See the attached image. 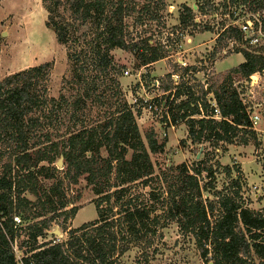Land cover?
Segmentation results:
<instances>
[{
    "label": "trees",
    "instance_id": "obj_1",
    "mask_svg": "<svg viewBox=\"0 0 264 264\" xmlns=\"http://www.w3.org/2000/svg\"><path fill=\"white\" fill-rule=\"evenodd\" d=\"M41 3L46 11L43 23L65 46L69 60V75L62 76L61 86L73 84L76 88L75 94L69 93L71 99L63 91L57 96L48 95L44 83L50 66L47 60L0 77V136L15 140L19 148L12 163H6L0 173V264H20L10 246L12 238L19 236H22L19 245L24 247L21 264H124L117 256L130 244L142 247L143 261L139 264H148L151 255L147 247L154 237H160L162 216L174 219L182 233L191 235L199 256L207 264H264V207L250 209L236 198L239 169H236L238 175L229 182L230 193L216 190L213 198L202 197L201 189L213 187L211 181L203 186L199 183L197 176L202 166L196 164L190 171L184 162H179L153 174L150 152L160 150L163 141L157 142L151 131L145 134L146 143L142 141L133 114L124 101L116 103L93 124L66 127L58 139H50L46 131L43 141L32 142L36 154L34 161L31 160L27 151L30 132L41 123L40 116L30 112L48 105V108L54 106L55 116H59L58 109L62 106L71 103L72 110H76L89 96L103 103L101 95L95 92V82L101 73L107 75L112 91L119 94L117 77L110 73L119 72V66L112 63L110 49L138 46L125 38L124 17L134 9L128 0H41ZM60 6L68 9V16L59 13ZM190 19V7L183 4L178 21L185 23ZM147 44L148 39L141 40L140 63L163 56L154 47L146 51ZM215 50L213 46L210 56ZM240 52L243 60L230 67V71L243 77L264 66V53L256 55L247 49ZM168 86L165 84L162 88ZM208 86L220 113L229 120L186 117V108L190 112L196 110L195 97L190 102L177 104L182 111H171L170 119L185 123L186 134L192 142L209 137L230 142L235 124L245 123L247 118L231 87L224 83ZM178 93L176 89L175 94ZM202 106L206 107L204 100ZM101 146L105 149L104 156L99 153ZM128 149L130 155L126 158ZM57 153L63 158L65 174L72 181L83 175L92 183L96 216L69 227L63 239L38 242L37 236L44 234L55 215L62 214L65 218L77 209L73 204L56 211L65 206L63 201L54 206L37 199L39 209L31 211L35 201L22 194L24 190L34 192L29 180L35 161L52 162ZM223 168L229 174L230 168L227 165ZM211 174L208 168L207 176ZM152 179L157 183L152 184ZM133 182L150 187L144 198L140 197L142 193L131 191ZM24 211L27 214L23 217L40 218L27 222L22 227L25 234L22 235L21 227L13 225L12 215L20 217Z\"/></svg>",
    "mask_w": 264,
    "mask_h": 264
},
{
    "label": "rangeland",
    "instance_id": "obj_2",
    "mask_svg": "<svg viewBox=\"0 0 264 264\" xmlns=\"http://www.w3.org/2000/svg\"><path fill=\"white\" fill-rule=\"evenodd\" d=\"M128 1L134 5V9L124 17L125 30L127 31L125 38L138 46H134V48L113 47L110 49L112 63L119 66V72L109 71L117 77L120 93L116 94L112 91L113 88L111 89L112 86H109L107 75L101 73L95 82V92L101 95L103 103L89 96L76 110H72L73 105L71 103L62 106L58 109L59 116H55L56 108L54 106L48 108V105H46L47 108L42 107L36 111H31L30 114L40 116H38V119L41 123L30 132L27 151L31 156V160L34 161L36 154L34 150L36 146H32V142L37 139L43 141L42 136L46 131L50 139H58L66 127L77 128L81 125L93 124L95 121L102 119L106 111L111 110L116 103L124 101L133 114L142 141L146 143L145 134L149 131L153 132L157 142L163 141L160 150L150 152V159L153 162V174L160 172L168 164L175 165L184 162L190 171L197 164L203 167L197 176L199 183L203 186L207 181H211L213 185L207 190L201 189L202 197L213 198L216 190L230 193L229 182L238 175L236 169H239V176L237 177L239 190L236 198L250 209L263 208L264 164L260 158H255L251 139L245 138V140H242L245 135L241 133L231 139L230 142L214 140L212 137L192 142L186 134V125L182 120H178L176 123L173 122L172 126L162 123V118L158 114L149 113L144 107L146 102L142 103L137 94L138 88L141 86L139 81H141L147 97L157 93L162 85L173 86L181 81V75L184 71L181 63L178 60L172 61L173 57L168 56L171 52L176 57V51H179L178 55L184 57L187 62H194L196 65L194 67L203 70V77L207 83L214 84L215 87L219 83H224L229 88L233 78L238 80L236 85L239 87L243 79L237 72L230 71V67L243 60L242 54L234 51L232 54L228 53L230 55L227 54L228 56L219 62L220 67L228 68L215 72L210 68L213 61L212 59L210 61L209 51L214 45L216 51H219L224 43L221 39L215 40V28L209 24L214 19L200 18L197 27L188 32L192 37L191 41L184 40L176 33V30H179L177 24L178 13L182 10V5H189L191 15H195L197 12L194 10L192 3H196L198 9L201 10V6L208 8L207 5L203 4L204 0ZM58 11L63 16H68V9L65 7H58ZM45 15L46 11L41 0H0V77L11 71L47 60L50 62V66L47 68L44 79L45 92L48 95L57 96L59 92L63 91L64 94L68 93L69 99H71L70 94H75L76 86L73 84L61 86L62 76L69 75V60L66 55V48L55 39L52 29L44 25ZM2 31H4L3 35L1 34ZM170 32L176 33L175 42L168 39V33ZM142 39H148L146 51L150 47H154L163 54L160 60L158 59L154 63L152 61L140 63L139 45ZM215 53L216 57H222L220 53ZM168 70H175L178 74L174 84H172V79L167 74ZM227 73L228 76L226 77ZM153 76L161 79V86L158 90L150 85V79ZM184 77V80L191 78L186 75ZM180 83L176 85H180ZM254 90H257L259 95L263 97L264 82L261 78L254 84ZM168 96L166 92L156 96L154 98L156 105H159L162 100L167 101ZM134 97L138 99V104L132 102ZM179 98L180 96H177L175 101H178ZM172 101L174 103L173 99ZM261 108L264 109V100H262ZM59 118L60 121H57L56 119ZM16 145L15 140L0 136V173L5 169L6 163L9 161L12 163V157L19 149ZM99 153L102 156L105 155V149L102 146L99 147ZM88 154L89 152H85V155ZM124 155L128 158L130 149ZM236 155L240 157V160L235 157ZM58 158L60 159L59 163L57 162ZM224 165L230 168L229 174L225 173ZM208 168L212 170L210 176H207ZM14 169H16L15 166H13ZM32 169L34 172L29 182H32L34 192L29 190L22 192L23 195L35 201L31 211L39 209L40 201H47L54 206H58L59 202L63 201L65 206L57 208L56 211L68 208L73 204L77 205L73 215L65 218L62 214L55 215L44 234L37 236L38 242L63 239L66 237V230L69 227L76 226L82 221L96 216L93 203L95 194L92 183L87 182L83 175L77 176L76 180L72 181L65 174V162L59 153L55 154L52 162L35 161ZM50 173H52L51 176H48ZM112 175L113 173H111ZM150 182L152 184L157 183L155 179L150 180ZM133 184L131 191L136 190L142 193L143 196L140 197L144 198L150 187H143L136 182H133ZM26 214L27 212L24 211L20 215V223H22L20 233L22 235H25L22 227L27 222L40 218L39 216L30 220L23 217ZM160 222L162 223L159 228L160 237H154L151 245L147 247L151 255L147 261L148 264H207L199 256L191 235L182 233L174 219L162 216ZM21 238L22 236L16 238L18 249L15 252L16 257L21 256L24 250V247L19 245ZM152 247H155L154 252L151 251ZM141 250L142 247L130 244L122 254L117 256V259L124 264H139L143 261Z\"/></svg>",
    "mask_w": 264,
    "mask_h": 264
},
{
    "label": "built area",
    "instance_id": "obj_3",
    "mask_svg": "<svg viewBox=\"0 0 264 264\" xmlns=\"http://www.w3.org/2000/svg\"><path fill=\"white\" fill-rule=\"evenodd\" d=\"M203 4L207 5L208 8L201 6V10H199L198 5L192 3L197 14L191 15V19L185 23L178 21L179 30H176V33L184 40L191 41L192 39L188 32L197 27L200 18L208 17L209 19H214V21H210L209 24L215 28V40L221 39L224 43V46H222L219 51H216V49L215 52L220 53L222 56L232 53L233 51L241 53L240 51L242 49L250 50L256 55L264 53V0H204ZM176 33H168V39H172L173 42H175V37H177ZM212 40L214 39L212 38ZM178 52L179 51L175 52L177 53L176 57H174L171 52L168 56L173 57V59H171L172 61L178 60L181 63L184 70L181 75V81L174 84L178 74L175 70H168L167 74L172 79V84L174 85L168 86L166 89L161 88L158 90L161 86V79L153 76L150 79V85L158 90V92L149 95V97L145 95L146 91L141 81H139L141 86L138 88L137 94L141 98L142 103L146 102L144 107L150 114H158L159 117L162 118V123L172 126L173 121L170 119V112H181L182 109H178L177 104L183 101L190 102L189 99L195 97L196 110L190 112L189 108H186V117L197 118L203 116L212 118L213 120H220L223 118L229 120L228 117L220 113L214 95L208 86L209 83L205 81L204 77H198L196 75V69L198 68L194 67L196 66L195 63L187 62L184 57L178 55ZM215 52L213 56H210V61L216 58ZM200 70L203 75V70ZM184 75L191 78L189 80H184ZM259 78L264 82V66L243 76L242 83H240L239 87L236 85L238 80L231 79V88L235 91L237 99L247 118V122L235 124L236 129L232 139L241 133L245 135L243 137L251 139L255 158H260L264 164V109L261 108L264 95L262 94V97L257 90H254V84L257 83ZM179 83L180 85H176ZM176 89L179 90L177 95L175 94ZM164 92L169 95V99H167V101L162 100L159 105H156L154 98ZM177 96H180V98L178 101H175ZM202 100L206 103L205 108L202 106ZM132 102L135 104L139 103L136 97L133 98ZM176 122L177 121L174 123ZM12 219L14 226H22L19 215L13 214ZM10 246L15 255V252L18 250L15 237L10 241ZM16 259L21 264L20 256H17Z\"/></svg>",
    "mask_w": 264,
    "mask_h": 264
},
{
    "label": "crops",
    "instance_id": "obj_4",
    "mask_svg": "<svg viewBox=\"0 0 264 264\" xmlns=\"http://www.w3.org/2000/svg\"><path fill=\"white\" fill-rule=\"evenodd\" d=\"M191 39H192V37H191ZM231 54H232V53H231ZM228 55H230V54H228ZM228 55H225V56H222V57H216V58L213 60V62H212V64H211L210 68H212L215 72L220 71V70H224V69L228 68V67H220V66H219V62L222 61V60H224ZM242 58H243V57H242ZM158 59L160 60L161 58H158ZM158 59L152 61V63L156 62ZM241 61H242V60H241ZM229 67H230V66H229ZM196 75H197L198 77H203V75H202V71H201L200 69H196ZM235 157H237L238 159L240 158V157H238L237 155H236ZM239 160H240V159H239Z\"/></svg>",
    "mask_w": 264,
    "mask_h": 264
},
{
    "label": "water",
    "instance_id": "obj_5",
    "mask_svg": "<svg viewBox=\"0 0 264 264\" xmlns=\"http://www.w3.org/2000/svg\"><path fill=\"white\" fill-rule=\"evenodd\" d=\"M194 5V4H193ZM1 34L3 35L4 34V31L1 32ZM57 162L59 163L60 162V159L58 158Z\"/></svg>",
    "mask_w": 264,
    "mask_h": 264
}]
</instances>
